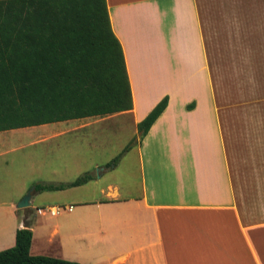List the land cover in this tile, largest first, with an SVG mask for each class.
I'll return each instance as SVG.
<instances>
[{
    "label": "crops",
    "instance_id": "crops-1",
    "mask_svg": "<svg viewBox=\"0 0 264 264\" xmlns=\"http://www.w3.org/2000/svg\"><path fill=\"white\" fill-rule=\"evenodd\" d=\"M105 5L121 48L131 109L0 132V251L14 245L15 231L25 225L23 209L15 204L31 183H68L87 173L92 178L77 187L33 190L28 207L36 209L37 219L28 225L29 255L77 264H264V203L235 195V187L246 183L242 162L237 167L228 154L221 120L227 105L217 79L232 51L239 50L232 61L253 51L247 38L264 26V0H233L238 25L233 21L230 28L242 37L237 47L229 41L217 45L208 32L214 22L220 38L226 34L231 6L224 0H105ZM164 96L165 108L139 139L137 123ZM70 121L77 123L68 127ZM109 125L113 134H128L102 152L110 145L104 136ZM70 133L81 143V157L64 144ZM25 145L40 146L31 155L39 170L28 186L21 180L17 185L6 159ZM12 181L16 187L7 190ZM41 206L64 210L50 216L37 212ZM39 234L45 243L60 244L62 254L45 252ZM67 244L75 255L64 254Z\"/></svg>",
    "mask_w": 264,
    "mask_h": 264
},
{
    "label": "trees",
    "instance_id": "trees-1",
    "mask_svg": "<svg viewBox=\"0 0 264 264\" xmlns=\"http://www.w3.org/2000/svg\"><path fill=\"white\" fill-rule=\"evenodd\" d=\"M166 102L162 97L137 123L139 139ZM130 109L124 60L105 0H0V132ZM91 178L84 173L68 183H37L33 188L60 191ZM30 240L25 223L15 231L14 245L0 251V264H77L29 255Z\"/></svg>",
    "mask_w": 264,
    "mask_h": 264
},
{
    "label": "rangeland",
    "instance_id": "rangeland-1",
    "mask_svg": "<svg viewBox=\"0 0 264 264\" xmlns=\"http://www.w3.org/2000/svg\"><path fill=\"white\" fill-rule=\"evenodd\" d=\"M229 3L231 8H228L227 18L225 19L227 24H224L226 34L220 38L217 30L218 25H214V22L209 24L210 36L214 39L217 45L229 41L230 47H237L242 44V37H240V31L237 29H231L233 25L235 8H232L233 0H224ZM238 23L234 21L236 26ZM233 31V32H232ZM250 37L248 42L252 44L251 48L253 51L249 54L244 53V58L241 61H232L238 56V51H232L230 54L231 62H227L224 65L225 70H221L220 76L218 75V81L221 84L222 100L226 104L227 108L221 112V120L223 121V132L226 135V142L228 148V154L232 159V162L238 164L242 162V174L244 178L243 187L240 189L238 186L235 187V195L239 198L240 196L250 199L251 204L264 203V26L254 30H250ZM232 32L234 36L229 34ZM231 37V38H230ZM233 49V48H232ZM238 49V48H237ZM221 121V122H222ZM77 121H70L68 127L73 126ZM113 125L107 127L104 136L109 140L108 146L103 145L102 152H106L109 148H113L115 144L120 143L126 135L127 131H117L118 133L113 134ZM81 134V131L77 132ZM72 135L74 133L67 134L64 138V144H70V150L79 151L81 157V143L73 140ZM22 142L25 141H21ZM16 142L13 144H18ZM39 148H33L30 146H24L21 150L14 153L8 154L6 159L9 160L13 169H7V172H12L17 177L18 181H22L26 186L31 182L32 174L38 171L36 168L39 165L33 164L34 158H32V152L37 151ZM34 172V173H33ZM46 174V173H45ZM80 176V175H79ZM43 179L45 176L40 175ZM39 177V178H40ZM71 177V175H70ZM73 178V176H72ZM33 181V180H32ZM35 183H31L26 192H28ZM12 186L16 187V184H8L6 189L9 190ZM34 190V188H33ZM72 193V192H71ZM43 197V196H42ZM45 200L41 198L40 200ZM39 201V200H37ZM36 201V202H37ZM43 211H46L47 206H41ZM60 210H64L63 207H58ZM23 211V220L28 225L36 222L37 216H35L36 209L20 208ZM48 214V213H47ZM61 216L58 218H43L45 223H52L60 221ZM39 221V220H38ZM36 225H39L38 223ZM40 227H36L39 230ZM39 237H43L44 244H40L44 248L45 252L51 254H62L60 249L61 245L57 244L56 241L45 243L44 234H39ZM42 239V238H41ZM60 247V248H59ZM69 250L64 251L65 255H75L76 251L73 247L68 246ZM81 257V255H80ZM59 259V258H58ZM63 260V259H61ZM73 262V261H71Z\"/></svg>",
    "mask_w": 264,
    "mask_h": 264
},
{
    "label": "water",
    "instance_id": "water-1",
    "mask_svg": "<svg viewBox=\"0 0 264 264\" xmlns=\"http://www.w3.org/2000/svg\"><path fill=\"white\" fill-rule=\"evenodd\" d=\"M33 193V188H31L28 192H26L21 199L15 204V208H27L29 206V197Z\"/></svg>",
    "mask_w": 264,
    "mask_h": 264
},
{
    "label": "built area",
    "instance_id": "built-area-1",
    "mask_svg": "<svg viewBox=\"0 0 264 264\" xmlns=\"http://www.w3.org/2000/svg\"><path fill=\"white\" fill-rule=\"evenodd\" d=\"M43 211L42 209H37V212ZM60 208L58 207H52V208H47L45 212H47L50 216H55L60 212Z\"/></svg>",
    "mask_w": 264,
    "mask_h": 264
}]
</instances>
